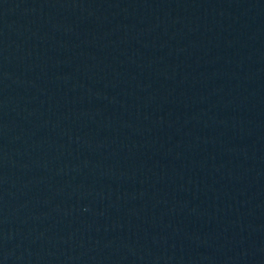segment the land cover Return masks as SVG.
I'll list each match as a JSON object with an SVG mask.
<instances>
[{
    "label": "water",
    "instance_id": "1",
    "mask_svg": "<svg viewBox=\"0 0 264 264\" xmlns=\"http://www.w3.org/2000/svg\"><path fill=\"white\" fill-rule=\"evenodd\" d=\"M0 264H264V0H0Z\"/></svg>",
    "mask_w": 264,
    "mask_h": 264
}]
</instances>
